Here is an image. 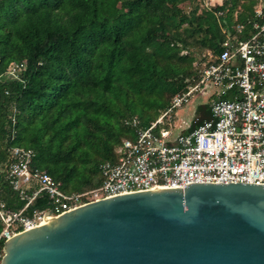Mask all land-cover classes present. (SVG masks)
Here are the masks:
<instances>
[{
  "label": "trees",
  "instance_id": "1",
  "mask_svg": "<svg viewBox=\"0 0 264 264\" xmlns=\"http://www.w3.org/2000/svg\"><path fill=\"white\" fill-rule=\"evenodd\" d=\"M256 2L200 13L201 0H0V201L26 204L8 177L14 147L33 150V168L65 193L99 186L100 166L200 81L205 53L220 51ZM49 204L41 193L28 212Z\"/></svg>",
  "mask_w": 264,
  "mask_h": 264
},
{
  "label": "built area",
  "instance_id": "2",
  "mask_svg": "<svg viewBox=\"0 0 264 264\" xmlns=\"http://www.w3.org/2000/svg\"><path fill=\"white\" fill-rule=\"evenodd\" d=\"M204 56L200 81L177 94L170 109L134 139L123 140L116 160L100 166L102 182L94 189L65 193L46 171L33 168V150L12 148L8 177L26 204L15 211L0 201V263L6 241L88 203L192 183L264 185V0H257L247 23L226 33L220 51ZM203 88L214 89L209 116H197L174 135L167 128L171 112ZM41 193L49 207L29 214Z\"/></svg>",
  "mask_w": 264,
  "mask_h": 264
},
{
  "label": "water",
  "instance_id": "3",
  "mask_svg": "<svg viewBox=\"0 0 264 264\" xmlns=\"http://www.w3.org/2000/svg\"><path fill=\"white\" fill-rule=\"evenodd\" d=\"M0 264H264V185L192 183L88 203L6 241Z\"/></svg>",
  "mask_w": 264,
  "mask_h": 264
},
{
  "label": "rangeland",
  "instance_id": "4",
  "mask_svg": "<svg viewBox=\"0 0 264 264\" xmlns=\"http://www.w3.org/2000/svg\"><path fill=\"white\" fill-rule=\"evenodd\" d=\"M221 2V0H204L202 6L198 7V12L202 13V7H209L212 3ZM185 10L191 11L192 7L184 5ZM203 52L197 50L196 56H201ZM13 68H16L14 66ZM13 68L11 73L9 72L8 75L14 76ZM214 89H198L192 96L188 98L187 103L182 105L181 107L176 108L170 114V119H167L169 125H167L168 129H172L174 135H178L183 128L187 127L193 119L197 117V112L201 108V106L206 105L210 99L211 94L213 93Z\"/></svg>",
  "mask_w": 264,
  "mask_h": 264
},
{
  "label": "crops",
  "instance_id": "5",
  "mask_svg": "<svg viewBox=\"0 0 264 264\" xmlns=\"http://www.w3.org/2000/svg\"><path fill=\"white\" fill-rule=\"evenodd\" d=\"M197 116H200V117H202V118H206V117H208L209 116V111L207 112V113H205V114H202V110H201V108L198 110V112H197Z\"/></svg>",
  "mask_w": 264,
  "mask_h": 264
}]
</instances>
